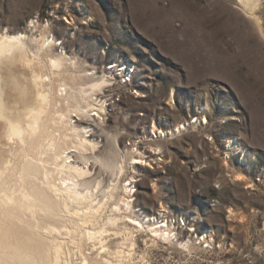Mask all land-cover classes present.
Returning <instances> with one entry per match:
<instances>
[{
    "label": "rangeland",
    "instance_id": "374dc122",
    "mask_svg": "<svg viewBox=\"0 0 264 264\" xmlns=\"http://www.w3.org/2000/svg\"><path fill=\"white\" fill-rule=\"evenodd\" d=\"M257 16L262 28L229 0H0V34L49 24L61 50L111 75L119 95L102 120L127 159L117 199L135 176L136 212L193 236L190 250L136 233L126 264H264V0ZM126 65L128 84L116 70ZM154 141L157 160L134 163ZM112 231V249L130 251Z\"/></svg>",
    "mask_w": 264,
    "mask_h": 264
},
{
    "label": "bare ground",
    "instance_id": "6f19581e",
    "mask_svg": "<svg viewBox=\"0 0 264 264\" xmlns=\"http://www.w3.org/2000/svg\"><path fill=\"white\" fill-rule=\"evenodd\" d=\"M229 1L262 28V0ZM34 23L0 34V264H76L74 258L77 264H126L139 232H150L153 243L177 239L191 250L193 236L181 240L169 220L136 212L137 177L117 199L126 153L102 120L119 95L111 75L61 50L49 24ZM168 99L175 101L174 91ZM152 129L163 133L155 124ZM239 144L229 141L227 150L244 159ZM158 150L148 142L134 163L154 162ZM166 214L161 206L160 215ZM111 230L130 242V251L112 249ZM90 243L101 246V263L84 252Z\"/></svg>",
    "mask_w": 264,
    "mask_h": 264
},
{
    "label": "built area",
    "instance_id": "2783aa9c",
    "mask_svg": "<svg viewBox=\"0 0 264 264\" xmlns=\"http://www.w3.org/2000/svg\"><path fill=\"white\" fill-rule=\"evenodd\" d=\"M116 70H118L119 72L120 71L122 72V74H121L123 76L122 83L128 84V83H130L132 81V72H133V69L129 68L126 65L124 67H119Z\"/></svg>",
    "mask_w": 264,
    "mask_h": 264
},
{
    "label": "water",
    "instance_id": "95a60500",
    "mask_svg": "<svg viewBox=\"0 0 264 264\" xmlns=\"http://www.w3.org/2000/svg\"><path fill=\"white\" fill-rule=\"evenodd\" d=\"M120 84V83H119ZM122 84V83H121ZM123 86V85H122Z\"/></svg>",
    "mask_w": 264,
    "mask_h": 264
}]
</instances>
